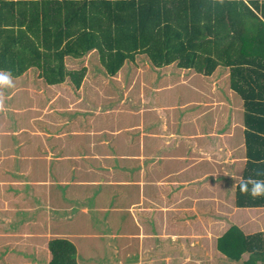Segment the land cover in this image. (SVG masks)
I'll return each instance as SVG.
<instances>
[{
	"label": "crops",
	"instance_id": "crops-1",
	"mask_svg": "<svg viewBox=\"0 0 264 264\" xmlns=\"http://www.w3.org/2000/svg\"><path fill=\"white\" fill-rule=\"evenodd\" d=\"M163 68L169 69L160 70L163 77L166 74L184 75L183 84L190 89V95L182 102L175 99L168 102L165 94L157 92L169 89L170 85L156 83L152 88V98L141 94L139 102L133 100L135 110L130 115L140 120V124L134 126L139 131L133 139L125 140L119 136L121 129L110 131L107 125L98 130L92 127L84 130L77 126L71 131L70 138L67 137L68 131L57 133L50 130L47 134L52 135L56 143L46 148L48 165L35 170L31 162L26 161L37 157L28 152L27 138L13 139L8 132L0 131V173L6 170L12 175H28L38 171L45 175L40 180L0 179V185L9 184L5 189L9 193L0 205V238H5L0 243L1 254L8 255L22 249L36 257L48 247L49 240L70 238L77 247L80 264H201L206 255L219 253L223 256L217 248L222 235L215 237L216 225L221 220H216L217 213L214 212H221L223 202L236 203L235 185L239 184L246 168L244 103L231 88L229 69L219 68L211 76H204L176 65ZM157 72L159 70H155ZM120 74L121 70L117 75ZM88 78L87 70L81 87L76 88L80 93L77 103L86 100ZM87 105L95 119L103 114L109 115L113 110L109 103ZM187 107L194 108V112H183ZM175 109H180L181 113H172ZM84 133L91 136L88 139L89 151L79 154L77 138L72 136ZM105 133L113 136H98ZM8 139L15 141L18 151L11 153L9 147L12 145L7 144ZM130 143L133 149L126 151ZM110 158L133 159L137 162V171L134 172L139 178L132 183L125 180V174L132 168L106 161ZM79 159L81 164L76 163ZM4 160L10 161L9 166ZM30 182L45 188V198L35 204L18 198L24 195V189L16 186L21 183L29 185ZM125 184L139 186L140 190V199L129 206L123 202L111 207L87 200L93 188ZM124 196V192H119V198ZM35 206L44 207L48 219L58 221V226L48 223L41 232L37 228L30 230V224L36 225V220L31 217ZM234 206L237 209L236 204ZM127 208L133 211L136 231L125 229L120 212ZM109 209L118 218L111 222L109 216L100 213L98 231H77L94 226V221L76 219L79 211L92 212L94 217H98V212ZM255 220L259 221L260 229L250 233L240 227L245 234L264 231L262 217L249 218L248 222L252 223L246 226H254ZM117 227H122L123 231H116ZM62 229H65L64 233ZM76 237L103 238L105 245L98 243L103 251L100 255L89 253L88 249V252H83L86 247L83 243L82 250ZM126 238H132L134 243H126ZM175 245L187 255L174 260L172 250ZM104 246L109 250H104ZM49 259L50 255H46L44 263Z\"/></svg>",
	"mask_w": 264,
	"mask_h": 264
},
{
	"label": "trees",
	"instance_id": "trees-1",
	"mask_svg": "<svg viewBox=\"0 0 264 264\" xmlns=\"http://www.w3.org/2000/svg\"><path fill=\"white\" fill-rule=\"evenodd\" d=\"M93 51L109 76L138 55L204 76L229 69L245 108L243 177L264 179V0H0V69L12 77L36 69L48 84L80 88L87 68L70 70L67 59ZM235 204L264 208V196L237 190ZM217 248L231 261L264 264V231L232 226ZM48 249V262L23 264H80L70 239L53 238Z\"/></svg>",
	"mask_w": 264,
	"mask_h": 264
},
{
	"label": "rangeland",
	"instance_id": "rangeland-1",
	"mask_svg": "<svg viewBox=\"0 0 264 264\" xmlns=\"http://www.w3.org/2000/svg\"><path fill=\"white\" fill-rule=\"evenodd\" d=\"M87 66L89 72V78L86 82V93L85 101H79L77 103L80 94L71 81L67 79L63 84H48L44 78L39 76V72L36 69H31L25 74L19 77H13V86L0 88V131L8 132L11 138L16 139L17 137L27 138L29 142L28 152L33 156V158L26 161L31 162L33 169L38 170L41 167L48 165V159L46 158L48 150L46 148L51 143H56L55 138L52 135L47 134L48 131L52 130L57 133L67 132L68 138L71 137L73 128L79 126V129L87 130L88 128L100 129L107 125L112 130H120L119 136L125 140L133 139L137 137L138 129L134 126L140 124V120L136 117L130 115V112L135 110L133 106V100L136 102L140 101V95L145 94L149 98H152V89L157 83L159 85L169 84L170 88L157 92L160 95H166L167 101L181 100V102L189 97L190 89L186 88L183 84L184 75H170L166 74L163 77L160 70H169L168 68H155L151 65L147 56L138 55L136 62H126L124 67L121 69V74L111 77L105 72V69L101 63L99 54L94 52L89 58L85 59H67V66L70 70H80ZM221 69H226L222 68ZM155 70L159 72L155 73ZM176 70V69H175ZM173 71V70H171ZM178 72V71H176ZM180 72V71H179ZM230 77V71L228 72ZM71 88L73 90H71ZM142 92V93H140ZM222 89V94H223ZM79 96V95H78ZM87 103L94 104L97 103H109L113 110L111 114H103L97 116V119L93 117L91 112V107ZM100 112V111H99ZM183 112L193 113L194 108H184ZM172 113H181L180 109H175ZM171 117V116H170ZM174 117V116H172ZM92 122V123H91ZM110 123V124H109ZM95 126V127H94ZM23 128V129H22ZM22 129V130H21ZM41 130H44L42 132ZM112 137V134H101L99 137L104 136ZM1 137V134H0ZM77 138V143L79 144L78 152L82 154L85 151H89L90 143L88 139L91 137L88 133L83 135L72 136ZM8 145L11 153L18 151L15 145V141L10 142L8 139ZM132 143L126 148V151H132ZM1 150V143H0ZM82 160H78L76 163L81 164ZM108 162H115L124 164L127 168H132L125 174V180L134 182L139 178L135 167H137V162L131 158H110L106 160ZM20 162V160H17ZM4 163L9 166L10 161L4 160ZM14 171L13 168H10ZM9 169V170H10ZM32 171V170H31ZM33 172V171H32ZM9 174V175H8ZM45 175H41L38 171L35 173H30L26 175L7 173L3 170L0 173V179L10 180V181H20L22 179L29 180H40ZM9 184L5 183L4 186L0 185V205L3 204V198L6 193H9L7 189ZM13 187H15L13 185ZM16 187H21L24 190V195H22L20 200L25 203L35 204L45 198L44 187L41 185H36V183L30 182L29 185H24L21 183ZM4 188V189H3ZM90 195L87 200L90 203L115 206L122 204L123 202L126 206H129L133 202L140 199L139 186H134L131 184L119 185V186H106L105 188L96 189L93 188L89 191ZM119 192H124V197L119 198ZM20 200H17L20 202ZM14 204L15 201L13 202ZM17 205V204H16ZM234 202L225 203L223 202L221 206V212L217 213V218H220L221 222L217 223L215 237L223 235L232 226H237L246 229L248 232H254L260 229L259 221L254 222V226L247 227L249 218L262 217L264 218V210L257 209H235ZM234 209V210H233ZM236 210V211H235ZM24 210L21 211L23 213ZM235 212V213H234ZM98 217H94L93 213H84L79 211L76 219L82 220L87 219L94 221V226L77 229V231L82 232H95L98 231V219H100V213L109 216L110 221L118 218L116 214L113 213L112 209L106 212H98ZM122 219L125 221V229L129 231H136L135 218L133 217V211L131 209H125L120 212ZM220 215V216H219ZM31 217L36 220V225L30 224L29 229L34 230L37 228L38 232L44 230V228L51 223V226H58V221L48 219L44 207L35 206L31 210ZM63 226V225H62ZM264 227V226H263ZM116 231H123L122 227H117ZM65 232V229H62ZM70 239V238H69ZM79 244L82 247L84 243L86 249L83 252L89 250V253H94L95 255H100L103 251L98 243H104L103 238H78ZM5 238H0V243H3ZM126 243L128 241L133 244L134 240L132 238L125 239ZM174 246L172 253L174 254V260L186 256V252L182 248ZM88 249V250H87ZM104 250L108 251L109 248L104 246ZM28 251V250H26ZM170 252V249L168 250ZM3 252V250H2ZM50 255L48 247H45L43 251L34 257L29 254V252H24L22 249H16L14 253L4 255L1 254L0 248V264L15 263H44L45 256ZM89 255V254H88ZM170 258V255H169ZM248 259L247 255H244L242 260L239 262L231 261L224 255L221 254H209L206 255L200 262L201 264H244ZM36 260V261H35ZM82 260V258H81Z\"/></svg>",
	"mask_w": 264,
	"mask_h": 264
},
{
	"label": "clouds",
	"instance_id": "clouds-1",
	"mask_svg": "<svg viewBox=\"0 0 264 264\" xmlns=\"http://www.w3.org/2000/svg\"><path fill=\"white\" fill-rule=\"evenodd\" d=\"M12 73L7 69H0V88L12 87ZM235 189L241 193H247L253 198L264 196V179H252L241 176Z\"/></svg>",
	"mask_w": 264,
	"mask_h": 264
}]
</instances>
